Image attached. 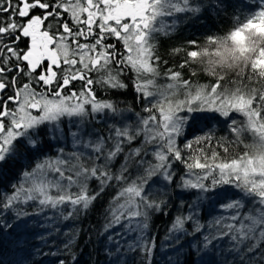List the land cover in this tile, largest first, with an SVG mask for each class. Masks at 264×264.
Instances as JSON below:
<instances>
[{
    "label": "snow or ice",
    "instance_id": "obj_1",
    "mask_svg": "<svg viewBox=\"0 0 264 264\" xmlns=\"http://www.w3.org/2000/svg\"><path fill=\"white\" fill-rule=\"evenodd\" d=\"M248 2L259 10L246 14V27L264 32V0ZM204 6L226 7L218 0L203 6L196 0H0V176L7 166L36 160L11 184L10 194L0 190V264H26L39 252L29 247L32 238L46 242L60 231L55 223L86 215L109 187L116 192L100 234H108L117 253L139 251L144 264H152L151 213L167 215L168 201L180 192L178 214L164 237L171 250L180 252L188 237L199 264L225 254L240 264H264V89H231L222 85L224 78L194 87L182 79L181 70L196 56V40L187 42L193 50L180 70H160L156 34L170 35L177 13L198 17ZM233 36L242 40L240 33ZM183 50L177 46L170 54ZM250 68L264 79V49ZM129 73L146 114L134 113V127L119 119L133 111L131 105L121 108V101L97 95L126 92ZM158 78L170 82L158 84ZM65 118L76 129L67 136ZM90 119L105 123L107 132L88 130ZM220 125L226 131L217 136ZM245 134L254 142L244 144ZM46 139L55 156L38 155ZM68 139L73 150L66 152L57 144ZM241 144L246 150L235 152L232 146ZM92 180L98 182L95 190ZM202 205L216 213L206 222ZM78 232L64 233L70 238L57 252L68 255L58 264H69V257L74 264L71 246Z\"/></svg>",
    "mask_w": 264,
    "mask_h": 264
},
{
    "label": "trees",
    "instance_id": "obj_2",
    "mask_svg": "<svg viewBox=\"0 0 264 264\" xmlns=\"http://www.w3.org/2000/svg\"><path fill=\"white\" fill-rule=\"evenodd\" d=\"M196 2L201 3L203 5H207L210 0H196ZM218 3L223 7H217L215 11L210 10L207 6L203 7L202 13L198 17H193L191 13H177L175 15V19L177 20V26L174 30L171 31V34L168 36H164L162 34H156V40L154 42L158 43V53L161 56V64L160 70L163 73L166 71L167 67H173L176 70H180L178 65L185 59H187L186 52L189 50H193L188 48L187 42L196 40L198 45L204 42V39L208 35H214V32L207 31V25L209 21H212L214 18L217 20L220 19V23L217 27L220 29V33L227 31L234 23V17H242V15L246 12L258 11V8H253L248 0H218ZM188 18H191V22H188ZM173 18L164 17V22L170 23ZM240 21V20H239ZM177 46H184V50L180 52L179 55H171V50ZM167 61V65L163 62ZM182 79H190L193 86H198L200 84L211 85L214 84L217 78H211L204 74L202 71L198 70V65H196L193 61H190L189 64L183 68L182 70ZM192 73H195L193 76ZM131 73H129L128 77H125V82L129 83L128 90L126 92L122 91H111L105 92L104 90H98L97 95L105 98V99H117L121 101L120 107L125 108L131 105L133 111L132 112H124L119 117L120 120H123L124 123L132 125L133 127L137 123V116L134 113H141V115H146L142 112L143 104H139L136 101L135 94L132 90V86L130 83ZM233 81H236L233 84ZM170 81H167L163 78H158V84H166ZM222 85L225 87H229L234 89L236 86L240 84L255 86L258 88L264 89V79L258 77V75L254 74L251 68H247L244 74L241 76L236 73H230L225 76L224 80L221 81ZM78 85V82H77ZM210 90V88H209ZM179 98H183L182 94H180ZM234 118L243 119V117L233 114ZM109 120L107 123H111ZM62 125L67 123V127L64 128L65 136H67L69 128L76 130L73 125L65 118L63 120ZM79 121H77V125ZM87 129H95L99 133L107 132V126L105 123L89 120L87 125ZM225 127L223 125L219 126V129L216 133L217 136H222L225 133ZM93 138V137H88ZM244 144H251L254 142V138L250 134H245L242 137ZM58 147H64L65 151H72V146L70 139L60 142L57 144ZM235 152H243L246 149L243 144L241 145H233L232 146ZM47 153L49 155L55 156L56 152L50 147L47 139L45 140V147L38 155L43 157V155ZM36 160L35 158L30 157L28 161H26L23 165L16 164L15 166H7L5 169V174L0 176V190L11 193L12 188L11 184L17 182L20 178V173L23 170H31L34 166ZM119 161H117V164ZM98 187V182L96 180H92L90 182V189L95 190ZM159 186H154V188H158ZM75 190V189H73ZM116 189L109 187L101 197L97 199L95 204L91 207L89 212L86 215L78 217L75 220L69 221H58L53 225L54 228H59V232H53L51 236L47 238V241H42L39 239L32 238L30 241L29 247L33 250H39L37 255H34L26 261V264H58V259H64L68 253H58L57 249L62 248L64 243L70 238L64 235L65 232H70L72 234L74 229H79L78 235H76V239L73 241L71 246V254L76 256V260L74 264H144V257L142 253L139 251L133 252H125L123 249L121 252L117 253L115 251V245L109 244L107 242V233L101 235L102 224L105 222V209L108 206L110 198L115 194ZM153 198L159 200L164 197L153 194ZM182 198V194L177 192L172 199L168 202L171 205L170 208L165 209L167 211V215L163 212L160 213H151V229L149 235H155L156 237V248L153 253L152 264H169L171 260V264H191L192 260L195 258L197 260V264H199L200 254L196 253L194 250H190L187 245L189 242L188 237L184 238L183 244L184 246L181 248L180 252H176L171 250L165 240L164 237L168 233V229L173 222L174 215L178 214L177 203ZM185 200L188 198L186 196L183 197ZM28 210H31L30 206ZM67 207L65 208V212L67 211ZM218 211V210H217ZM211 214H215L213 210L206 205H202L201 219L202 222H206L211 218ZM48 215H52L51 212ZM189 230H191V225H187ZM117 229H113L112 231H117ZM37 233H43L47 235L43 228H37ZM132 237H128L131 239ZM227 238H225V246H226ZM106 248L109 249L111 254L106 252ZM264 248V245H262ZM192 252L191 255H185L184 253ZM53 253H57L53 255ZM46 254V255H45ZM5 260L10 259V256H4ZM213 264H215L216 260H220L221 264H227L228 260H235L236 264H240L237 257H234L231 254H225L222 256H213L208 257ZM69 264H73L69 257Z\"/></svg>",
    "mask_w": 264,
    "mask_h": 264
},
{
    "label": "clouds",
    "instance_id": "obj_3",
    "mask_svg": "<svg viewBox=\"0 0 264 264\" xmlns=\"http://www.w3.org/2000/svg\"><path fill=\"white\" fill-rule=\"evenodd\" d=\"M248 23L245 18L234 20L227 31L206 36L192 58L198 70L217 79L230 73L244 74L264 49V32L246 27ZM233 33H240L242 40L234 38Z\"/></svg>",
    "mask_w": 264,
    "mask_h": 264
},
{
    "label": "bare ground",
    "instance_id": "obj_4",
    "mask_svg": "<svg viewBox=\"0 0 264 264\" xmlns=\"http://www.w3.org/2000/svg\"><path fill=\"white\" fill-rule=\"evenodd\" d=\"M217 19H218V17L214 18L212 21L208 22V25L206 28L208 32H214L215 34L221 32L220 29L217 27V25L220 23V19L219 20H217ZM188 22H191V18H188Z\"/></svg>",
    "mask_w": 264,
    "mask_h": 264
},
{
    "label": "flooded vegetation",
    "instance_id": "obj_5",
    "mask_svg": "<svg viewBox=\"0 0 264 264\" xmlns=\"http://www.w3.org/2000/svg\"><path fill=\"white\" fill-rule=\"evenodd\" d=\"M37 11H39V10H37ZM26 44H27V41H26V40H25V41H22L20 47H21V46L24 47ZM9 94H10V93H9Z\"/></svg>",
    "mask_w": 264,
    "mask_h": 264
},
{
    "label": "rangeland",
    "instance_id": "obj_6",
    "mask_svg": "<svg viewBox=\"0 0 264 264\" xmlns=\"http://www.w3.org/2000/svg\"><path fill=\"white\" fill-rule=\"evenodd\" d=\"M249 12H246V13H244L243 15H242V17H240L239 18V20H242V19H244L245 18V16H246V14H248ZM218 212V211H217ZM216 214V213H215Z\"/></svg>",
    "mask_w": 264,
    "mask_h": 264
}]
</instances>
